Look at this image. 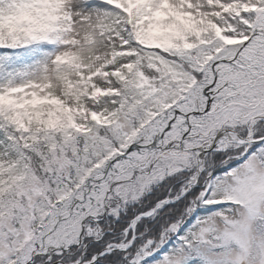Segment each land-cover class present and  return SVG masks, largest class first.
I'll return each instance as SVG.
<instances>
[{"label": "snow or ice", "instance_id": "1", "mask_svg": "<svg viewBox=\"0 0 264 264\" xmlns=\"http://www.w3.org/2000/svg\"><path fill=\"white\" fill-rule=\"evenodd\" d=\"M0 264H264V0H0Z\"/></svg>", "mask_w": 264, "mask_h": 264}]
</instances>
